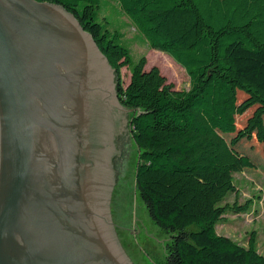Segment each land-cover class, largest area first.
Listing matches in <instances>:
<instances>
[{
	"label": "water",
	"instance_id": "95a60500",
	"mask_svg": "<svg viewBox=\"0 0 264 264\" xmlns=\"http://www.w3.org/2000/svg\"><path fill=\"white\" fill-rule=\"evenodd\" d=\"M114 70L63 5L0 0V264H151ZM135 233L164 264L170 236L137 191Z\"/></svg>",
	"mask_w": 264,
	"mask_h": 264
},
{
	"label": "trees",
	"instance_id": "16d2710c",
	"mask_svg": "<svg viewBox=\"0 0 264 264\" xmlns=\"http://www.w3.org/2000/svg\"><path fill=\"white\" fill-rule=\"evenodd\" d=\"M38 1L73 13L117 73L118 98L133 112L135 189L170 236L164 264H264L254 238L246 247L216 231L226 215L249 209L226 202L237 192L244 142L264 147V0H116L150 44L185 68L188 91L157 66L147 70L146 55L134 60L121 31L108 27L104 0Z\"/></svg>",
	"mask_w": 264,
	"mask_h": 264
},
{
	"label": "rangeland",
	"instance_id": "374dc122",
	"mask_svg": "<svg viewBox=\"0 0 264 264\" xmlns=\"http://www.w3.org/2000/svg\"><path fill=\"white\" fill-rule=\"evenodd\" d=\"M102 14L105 15L106 21L109 22V28L112 30H119L124 35L123 44H127L132 48L135 61L138 60L141 55H146L148 61L146 66L147 70L153 66H157L161 73L167 77L168 81L174 85L176 90H190V77L185 68L175 60L173 54L158 50L150 44V42L147 41V38L143 35L141 26L134 20H131L118 8L116 0H104L102 2ZM115 75L117 77L116 71ZM121 76L123 78L124 85L126 86L130 82L131 78V73L127 67L122 68ZM252 111L253 109L237 118V124L239 127H243L246 124V121ZM131 116L128 122V133L136 147L138 159V148L132 136L130 127ZM231 137L232 136H228L226 138L230 140ZM239 154L242 156L244 164L243 171L234 175L237 192L230 194L226 202L230 204L238 203L243 207L249 203V209L245 212L230 213L226 215L224 222L217 225L216 231L217 234L228 236L239 245L246 247L251 245L252 238H254V244L257 247L258 252L264 254V147L262 144L258 143L256 139L248 140L244 142ZM135 183L136 168L134 174L132 224L134 242L150 263L156 264L145 249L140 245L136 237ZM149 217L151 218L150 214Z\"/></svg>",
	"mask_w": 264,
	"mask_h": 264
}]
</instances>
